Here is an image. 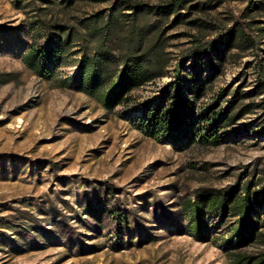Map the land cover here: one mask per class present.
<instances>
[{"label":"rangeland","instance_id":"1","mask_svg":"<svg viewBox=\"0 0 264 264\" xmlns=\"http://www.w3.org/2000/svg\"><path fill=\"white\" fill-rule=\"evenodd\" d=\"M120 1L0 0V264H230L234 214L207 211L211 231L200 240L182 202L263 184L264 0H189L172 15L118 8L113 24L89 20ZM243 27L259 32L260 56ZM98 47L145 54L164 74L107 111L59 84ZM31 48L62 51L46 56L55 79L28 65ZM176 91L195 115L156 131L147 112L170 111ZM198 121L205 133L218 127L220 144L190 141ZM254 217L264 232V204Z\"/></svg>","mask_w":264,"mask_h":264},{"label":"trees","instance_id":"2","mask_svg":"<svg viewBox=\"0 0 264 264\" xmlns=\"http://www.w3.org/2000/svg\"><path fill=\"white\" fill-rule=\"evenodd\" d=\"M188 1L168 0L151 5L122 0L111 7L106 17L104 13L99 12L89 20H94L98 24L103 20H107L108 25L113 24L117 20L118 8L131 10L132 14L135 15L149 12L172 15L181 10ZM243 32L252 43L256 54L260 56L259 32L252 30L250 27H243ZM221 42L220 40L219 42L208 43L207 47H202V44L199 45L192 53V58H199L207 54L210 49H218ZM61 50H63V47ZM56 53H60V55H56L55 52H45L42 49L31 48L27 54L26 62L41 78L53 80L56 77L57 70L49 68L47 58L62 56V51L58 50ZM47 55L48 57H46ZM181 67L182 64L178 66L177 73L180 72ZM163 74V71L156 72L154 62L145 54L126 53L115 56L109 49L98 47L93 54L83 52L76 74L59 81V84L61 87L72 88L85 93L95 99L103 109L113 111L126 101L131 91L144 86L157 77H162ZM261 77L263 78L261 84L264 86L262 74ZM171 88H168L164 94L170 92ZM251 107L252 105H250ZM209 112H206L203 116L204 121L209 122L208 125L212 122ZM194 115L190 101L181 95L180 91H176L172 108L167 113H163V110L154 107L147 112V117L152 118L154 121L156 131L161 128L165 130L171 127L172 124L183 128L184 122L192 120ZM202 122L198 121L197 126L193 128L194 133L190 141L193 142L199 139V142L205 144L214 146L220 144L221 140L217 135L218 127H213L212 130L205 133L204 128L200 125ZM182 128L181 130H183ZM262 204H264V180L262 186L257 190L253 186L243 188L240 184L219 190L202 189L193 197L186 198L182 202V208L192 219V229L200 240L204 239L211 231L205 217L207 211L220 214L232 212L235 216V224L231 227L228 240L231 246L230 264H264V251L259 253L245 251L255 241L262 240L264 242V232L259 231L258 219L254 217L256 207Z\"/></svg>","mask_w":264,"mask_h":264}]
</instances>
